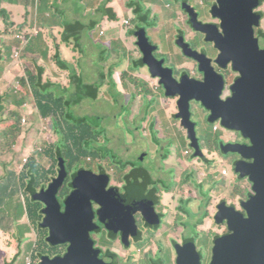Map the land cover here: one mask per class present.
I'll use <instances>...</instances> for the list:
<instances>
[{"label": "flooded vegetation", "instance_id": "flooded-vegetation-1", "mask_svg": "<svg viewBox=\"0 0 264 264\" xmlns=\"http://www.w3.org/2000/svg\"><path fill=\"white\" fill-rule=\"evenodd\" d=\"M251 6H258L256 9H252V14L257 16H262L260 22L261 27L255 28L254 22L255 18L250 21L251 26L254 27V39L259 40L261 49H264V2L261 0H249ZM179 4V12L177 18H170V23L165 27L155 25L148 20L147 26L145 27L146 37L150 41L151 45L157 49L154 53V57L158 62L164 61L163 66L157 65L155 68L158 71L168 69L173 71V77L175 80H180L182 75L186 73H193L196 79L200 82H205L206 77L199 70L200 68V58L204 61H211V66L215 69L218 74L224 76V95L223 100H226L233 95L232 85L239 78V74L235 73L232 69V64L225 60H222V66H227V69H223L216 62L218 61L221 53L216 50L215 45L208 42V38L202 32H198V29H208V34L211 33H222L221 22L214 19L213 8L215 7L217 0H199L203 5L202 10H208L210 14V19H203L200 17L199 13L195 10L196 15L194 20H192L188 15H185L187 19L183 18V7L192 6L190 0H175ZM194 8V7H193ZM182 16V18H180ZM235 27H247L241 22L234 24ZM175 38V46L181 52L184 59L180 61L178 59V54H164L163 53V43H170L171 40ZM140 62L143 64V56L140 54ZM259 60L264 59V54L259 55ZM146 70L149 71L146 66L140 67L138 71ZM149 74V72H148ZM150 76V74H149ZM258 79L257 83L261 81L262 78L259 76L255 77ZM158 81V80H157ZM158 88L163 90L162 86L158 81ZM175 89H177L175 87ZM252 92H247V101L249 103H254V100H250L249 97ZM162 95V92H160ZM205 98L207 100H212L210 94L205 92ZM258 99L264 97L263 93L256 95ZM170 109L164 115L163 119L167 125V129L170 134L175 139L186 138L188 139L187 150L184 152L185 155L190 156L187 162H183L180 155L182 148H150L149 151H143V156L140 161L142 164H137L139 161H133L132 163L125 162L121 164L120 160L115 158V165L112 174H109L108 179H104L106 182V191L104 190L102 183L99 181L97 175H101L99 172L91 170V168L86 165H82L79 169L75 167L72 172L68 171V178L65 181V186L59 190L58 198L63 204L67 198H69L74 190L81 187L82 176L84 172H81L78 176V172L83 170L87 172L88 178L90 180L87 191L84 190L86 200L90 204L93 213V226H91L90 236L94 242V248L98 249L99 258L103 261L102 264H125L126 258H131V264H165L164 262L156 263L152 257L157 255L162 249L157 248L155 242H151L149 239L150 232L160 235L159 242L165 247L172 239L176 241L175 245L172 244L170 249L173 250L175 254L174 264H179L180 254L183 253L184 257H202L199 254V250L196 248L198 236H200L198 227L199 225L210 226L207 222H204L209 216L212 217L213 222L223 227L221 234H216L212 238V247L217 238L224 235L231 236L235 233L232 229H237V224H233L230 228L227 221H223L225 217L229 215L231 217L238 218V221L244 222L250 218L249 213L251 212L252 205L247 204L252 198L262 197L264 199V185H260L257 181V176H252V180L256 182L253 183L250 178H244L242 186L238 184L237 180L230 182L229 186H237L238 189L232 194L227 196H222L220 200L213 205V200L218 189L215 186V181L209 180L208 178L204 181H199V171L200 165L195 160L203 161L205 153L198 156L196 150L190 145V133L189 129L184 128L182 125L184 115L186 114L185 105L182 104L180 107L179 99L171 98ZM245 105L234 106L230 109L232 116L241 117L244 116ZM191 116L190 120L195 125L194 138L200 139L199 129L200 125L205 121H209V112L197 102L191 103ZM168 120H178V125L182 128L178 132H173L169 128L167 122ZM218 128L221 129L220 123L214 125V133ZM245 135L250 136L254 140L263 139L264 140V118L258 119L257 117H252L248 122L244 124ZM184 129V132H183ZM209 139L207 136L203 137V140ZM245 148L242 151V155H234V158H224L223 156L216 157V165H225L230 163L227 171V182L230 178L231 170L235 172L236 163L240 162L243 164L246 172H251L255 159H245L244 155L247 154L249 147H252L253 143L251 139H247L243 142ZM203 142V151H205V146ZM255 145V144H254ZM169 146V145H168ZM185 147V148H186ZM249 154H252L250 152ZM254 154L257 155L254 150ZM152 156V161L154 162L150 166L145 164L146 159ZM171 155H174L171 158ZM117 159V160H116ZM136 162V163H134ZM214 162L208 158L205 166L210 170L212 169ZM156 170V173H155ZM61 173V171H60ZM58 174L57 178H62L63 181L66 176H60ZM185 174L183 177L182 175ZM240 177V174H236ZM168 177H172L169 179ZM55 178V179H57ZM115 178H118L116 180ZM87 179V175L84 177ZM53 182V181H52ZM219 183V182H218ZM216 183V184H218ZM174 188L171 192V186ZM227 185H223V188ZM63 189V190H62ZM67 192L64 194V192ZM80 193V192H78ZM107 194L114 198L113 201L107 199ZM96 200H93L95 199ZM116 200V201H115ZM108 202V203H107ZM226 202L227 207L233 208L236 213L230 212L227 207L226 211L221 213L220 205ZM247 205L250 207V211L246 210ZM261 207H264V201L261 203ZM101 210H109L116 212L120 221L118 222H107L109 230L106 229L99 222ZM65 211V207L62 208ZM228 213V214H226ZM226 214V215H225ZM190 215H195L194 220L191 219ZM199 215L202 216V220H199ZM218 216V222H216V217ZM223 221V222H222ZM43 222V220H42ZM40 223V225L42 224ZM191 228H195V232L190 231ZM102 232V233H101ZM105 234L107 239L111 243V249L107 252L106 248L97 245V237L99 234ZM49 235V230H48ZM52 247V246H51ZM157 248L158 252L156 251ZM215 247V246H214ZM53 248V247H52ZM54 248H59L57 250L58 254L50 256L52 258L56 256H64L68 245L58 246ZM201 249H205L202 247ZM142 252H145L142 257ZM49 256V255H48ZM129 256V257H128ZM121 257V262H118V258ZM123 257H126L124 260ZM212 248H211V259L212 260ZM201 258V259H202ZM202 262V260H201ZM209 262V264H210ZM196 264V262L194 263Z\"/></svg>", "mask_w": 264, "mask_h": 264}, {"label": "rangeland", "instance_id": "rangeland-1", "mask_svg": "<svg viewBox=\"0 0 264 264\" xmlns=\"http://www.w3.org/2000/svg\"><path fill=\"white\" fill-rule=\"evenodd\" d=\"M47 1L52 4L50 0ZM56 1H58L57 6L53 7L59 8L60 11L65 12V20L71 22L69 16L72 17L74 14L71 12L66 13V10L63 8L66 1ZM98 1L101 4H98L95 0H91L88 1L84 7L88 19L92 20L81 23L86 28V31H84L79 37V43L75 42V39L69 36L66 38V41L69 44L78 43L80 45L81 54L83 55V58L72 66V69L76 70L79 66L80 75L83 81L88 83L90 80L99 86V96L97 100L89 99L79 105H74L72 106L71 112L75 117L87 118L91 122L88 123V134H92L94 131L101 132L97 141H93V148L90 151L91 154L88 156L87 162L83 165L87 164V167L91 168V170L101 174L97 175V177L106 191V182L103 180L108 179L110 177L109 174L114 175L113 170L116 157L120 160L121 164L124 162L125 164L132 163L136 160L139 161L137 164H142L140 159L143 156V151H149L150 148L161 147H176L177 149L181 147L183 151H181L180 155L183 162H187L190 159V156L184 154L187 150L186 146H188V139H182L181 136L180 139H175L170 134L163 119L164 115L170 109V101L167 100L163 106L158 99V94L162 92V97L166 100L168 98L166 97L165 92L158 88L157 80L149 79L151 77L145 69L138 71L136 68L137 62L140 61L138 44L140 42V36L147 26V15L149 21L155 25L165 27L170 23L171 17L177 18L180 8L179 4L176 3L175 0H110L111 2L108 3L106 12H97L102 4L105 6L106 2L109 0ZM41 3H44V0H32V6ZM190 3L199 13L201 18L210 19L209 11L202 10L203 5L199 0H190ZM111 8L115 9L116 15L111 13L110 16H117L116 20L108 18L107 11ZM22 10L23 9H21L20 14H22ZM14 17L16 19H12L8 24L7 22L4 23V27L8 25L10 28H14L16 25V28H18L20 21L18 16L16 17L14 15ZM78 17L79 16L76 15V17H72L71 20L78 19ZM180 18H182V16ZM93 25H95V28L91 29ZM175 41L176 39L173 38L170 43L164 42L163 53L171 55L177 53L178 59L182 61L184 57L175 46ZM14 46L12 43L6 47L5 62L11 60L15 54L13 50ZM72 49L73 48L70 49L66 46H62L61 53L64 61H74L78 58L79 53H73ZM17 64H19V61L16 57L13 59L11 65L6 66L7 69L5 74L6 72L10 73ZM43 64L45 66L44 69L46 70V74L49 73L48 70L54 66L53 63L47 61H44ZM105 77L106 80L104 79ZM148 80L152 82L151 86L149 84L150 82H147ZM135 81H137L139 86H136ZM24 119L27 120L28 118L24 117ZM44 123L45 122H42L38 125L32 123L30 125L32 129L31 135L26 137L24 143L23 140L18 143L16 152L9 153L0 158V163H4L0 164V176L4 175L6 172H11L15 166H19L16 170L20 172L23 160L29 156L30 152L35 147L34 143L39 138H46L48 136L49 128L46 126L47 122ZM178 123V120H168L167 122L169 128L172 129L173 132H178L182 129ZM216 132L217 133H214V125L209 124L207 121L200 125L199 134L201 143H203L204 136L209 138L204 140V152L206 154L204 159L210 157L214 162L212 169L210 170L205 166L204 159L203 161H194L198 162L200 165L198 176L199 181H204L208 178L209 180H212V182L218 181L220 183H215V186L219 189L213 200V205H215L222 196H227L228 194L237 191L238 187L234 185L229 186L230 182L233 180H237L239 183L243 182L233 170H231L228 182L226 181L222 183V180H220L222 178L221 172L223 171L220 169H224L226 166L229 168L230 163L226 164V166L223 165V167H221L222 165L218 167L215 164L217 162L216 157L223 155H221L217 149L218 145L219 149L221 145L218 141L229 132L224 130L222 126L221 129L218 128ZM53 133L54 130L51 128L50 137ZM234 137L235 140L244 142L241 135L236 133ZM173 157L174 155H171V158ZM223 157L234 158L235 156L223 155ZM151 159L152 156L150 155L146 159L145 164L148 166L153 164L154 162ZM212 172L213 177L211 176ZM185 174L186 173L182 176L184 177ZM215 177H217L218 180ZM6 178L7 176L4 179ZM168 178L171 179L172 177ZM115 179L118 180V178ZM224 184L227 185V187L223 188ZM170 186L172 192L174 188L172 185ZM11 213H13V210ZM190 217L194 220L196 216L190 215ZM208 218L212 221V225L204 227L199 225L198 230L200 236H198L199 239H197L196 242V248L199 250V254L203 256V258L201 257L202 264H209L211 259V248L212 254L214 253L212 238L216 234H221L223 231V227L216 225L211 216ZM199 220H202L201 215H199ZM26 222L28 223L27 218ZM102 225L103 224H101V226ZM190 231L194 233L195 228L190 227ZM149 234L150 241L155 242L157 248L159 247L162 249L157 255L153 256L152 259L156 263L164 262L165 264H174L175 254L173 250L170 249V246L172 247V244L175 245L176 241L172 239L167 243V247H165V245L163 247L159 242L160 235H156L153 232H150ZM26 235H30V240L33 241L31 245H34L37 238L36 234L26 233ZM96 241L97 245L99 242V246L102 248L105 247L107 252L111 249V243L104 233L102 235L99 234ZM3 245L4 240L0 234V262L5 256ZM202 247H205V249H201ZM157 248L155 247L158 252ZM50 249L53 248L49 246L48 250ZM30 250L31 248L28 247V254L30 253ZM96 250L98 251V249ZM16 253L17 251L14 252V254ZM144 253L145 252H142V257ZM125 258L126 257H123L122 259L124 260ZM118 262H121V257L118 258ZM151 263L153 264L152 261ZM20 264H22V261ZM125 264H131L130 257L126 258Z\"/></svg>", "mask_w": 264, "mask_h": 264}, {"label": "trees", "instance_id": "trees-1", "mask_svg": "<svg viewBox=\"0 0 264 264\" xmlns=\"http://www.w3.org/2000/svg\"><path fill=\"white\" fill-rule=\"evenodd\" d=\"M50 1L52 4L47 0L38 4L44 7L47 14L39 13L38 16L35 14L33 20L29 14V11H33L32 0H6V8L3 11L0 4V19H3L4 23L8 24L12 19H16L14 15L16 17L17 15L13 8L23 9L26 13L24 26L22 24V27L16 28L15 25L14 28H10L6 25L0 32V158L16 152L18 143L22 140L24 143L26 137L31 135L32 123L38 125L47 122L46 126L49 128L48 136L41 137L34 143L35 147L23 160L20 172L16 170L19 166H15L11 172L0 176V231L4 234L7 248L10 250L16 246L20 249L21 244L27 242L24 253L21 254L19 250L10 258L8 264H20L22 259L19 263L18 260L21 256L24 262L28 258V247L31 248L33 264H40L43 255L58 254L59 248L48 250L50 246L46 240L48 230L40 226L44 205L34 201L32 196L42 189H47L58 176L60 160L66 164L67 173L72 172L75 167L79 169L86 163L93 148V141H97L101 133L94 131L88 134V123L91 122L87 118L75 117L71 112L72 106L89 99L97 100L99 96V86L84 82L79 66L77 71L72 69V66L83 58L78 43L79 37L86 28L81 23L73 24L65 20V13L62 12L60 15L59 8L53 7L57 6L58 1ZM82 1L86 6L91 0ZM261 1L264 2V0ZM110 2L109 0L106 4L104 3L105 6L102 4L97 12H106ZM107 12L109 15L111 13L116 15L113 8ZM146 18L148 22V15ZM109 19L116 20L117 16H110ZM45 21L59 27L52 30ZM94 28L95 25L91 29ZM68 36L78 43L69 44L66 41ZM12 43L13 46L15 45L13 49L15 54L11 60L5 62V49ZM62 46L73 48V53H79L78 58L74 61H64L61 53ZM16 57L19 64L10 73L5 74L6 66L11 65ZM44 61L54 64L53 73L56 76H60V71L67 72L70 86L63 85L60 79L52 80L51 76L46 74ZM142 66L143 64L138 61L136 68L139 69ZM104 79L106 80V77ZM135 83L139 86L137 81ZM51 128L54 133L50 137ZM221 142L222 140L218 141L219 144ZM68 175L63 181L64 186ZM6 176L7 178L4 179ZM66 193L65 191L64 194ZM12 210L13 213H11ZM26 233L36 234L34 245H31L33 241L29 240L30 235ZM3 261L0 264H3Z\"/></svg>", "mask_w": 264, "mask_h": 264}, {"label": "water", "instance_id": "water-1", "mask_svg": "<svg viewBox=\"0 0 264 264\" xmlns=\"http://www.w3.org/2000/svg\"><path fill=\"white\" fill-rule=\"evenodd\" d=\"M185 1V0H182ZM183 7V17L188 15L192 20L196 15L193 6ZM258 6H251L249 0H217L213 8L214 19L221 22L222 33L208 34V27L198 29L208 38V42L215 45L221 55L216 62L223 69L227 66H222V60L232 64V69L235 73L239 74V78L232 85V97L223 100L222 97L225 92L224 76L218 74L211 66V61H204L200 58V72L205 75L206 81L200 82L193 73H186L182 75L180 80H175L173 71L164 69L158 71L155 66L157 63L163 66L164 61L158 62L154 53L157 51L146 37V32L140 36L139 52L143 56V64L148 68L150 80H158L159 84L164 89L165 95L168 99H163L162 95L158 94V99L163 100L165 104L167 100L174 98L179 99L180 107L185 105L186 114L183 118L182 125L184 128L189 129L190 145L193 147L198 156L205 153L202 148L200 139L194 138L195 125L191 122V103H200L210 114L209 124L216 125L220 123L222 128L229 133L225 136V140L220 143V152L224 156L229 155H242L245 148L243 142L235 140V134L241 135L245 141L252 140V147H249L247 154L244 155L245 159H255L251 172H246L242 163L238 162L235 165V174H240V179L258 176L257 181L260 185H264V140H254L250 136H246L244 131V124L252 117L258 119L264 118V97L258 99L256 97L260 92L264 94V59L259 60V55L264 54V49H261L259 40L254 39V27L251 22L255 18V28H260L262 16L255 17L252 14V9ZM195 21V20H194ZM241 22L247 27H235L234 24ZM138 69V68H137ZM259 76L261 79L257 83ZM157 81V83H158ZM147 82H150L149 80ZM150 86L152 82L149 83ZM175 87L177 89H175ZM205 92H208L212 100L205 98ZM247 92H252L249 99L254 100V103L247 101ZM247 105L245 108L244 116H232L230 109L234 106ZM204 142V140H203ZM255 144V145H254ZM254 150L257 155L254 154ZM252 152V154H249ZM206 155L204 156V158ZM203 158V159H204ZM60 176L67 177V168L63 160L59 163ZM228 169H225L227 173ZM84 172L81 181L80 190H74L73 194L63 202L59 201L58 193L63 185V179L57 178L48 186L47 189H42L39 193H35L32 198L34 201L40 202L44 205L42 209L43 222L41 228L49 230L47 242L50 246L58 247L68 245L67 251L64 256H42L40 264H102L99 258V252L94 248V242L90 236L91 226H93V213L86 200L84 190L87 191L89 186V178L87 172ZM87 175V179L84 177ZM253 183L256 184L254 180ZM80 192V193H78ZM107 199L113 201L114 198L107 194ZM93 200H96L93 199ZM116 201V200H115ZM264 201L262 197L252 198L247 204L252 205L250 218L244 222L238 221V218L225 217L223 221L232 228L233 224H237V229H232L235 233L231 236H222L215 240L214 253L211 264H264V207L261 203ZM108 203V202H107ZM247 205L246 210L250 211ZM65 207V211L62 208ZM226 202L220 205L221 213L226 211ZM230 211L228 213H236L233 208L227 207ZM226 213V214H228ZM99 222L109 230L107 222L113 223L120 221V217L116 212L109 210L99 211ZM225 214V215H226ZM222 221V222H223ZM218 222V216L216 217ZM201 257H184L180 254L179 264H202Z\"/></svg>", "mask_w": 264, "mask_h": 264}, {"label": "crops", "instance_id": "crops-1", "mask_svg": "<svg viewBox=\"0 0 264 264\" xmlns=\"http://www.w3.org/2000/svg\"><path fill=\"white\" fill-rule=\"evenodd\" d=\"M5 1L6 0H0V4H2V9L1 10H4L5 8H6V3H5ZM66 1V3L64 4V9L66 10V13L67 12H71V13H73L74 14V16H72V17H76V15H78L79 17H78V19H73V20H71L72 19V17H70L69 16V18H70V21L73 23V24H75V23H82V22H86V21H91L92 19H88V17H87V12H85L84 11V7H85V2H83L82 0H72V1H69V0H65ZM64 1V2H65ZM98 1V0H97ZM14 9V13L15 14H17V16H18V19H19V21L21 22V23H19L18 24V26L19 27H22V24H23V26L25 25V20H24V17H25V11L24 10H22V14H20L21 13V9H18V8H13ZM13 9H11L10 11L13 13ZM32 9H33V11H29V14L31 15V17H32V20L35 18V14L38 16L39 15V13L40 14H43V15H46L47 14V12H45V10H44V7H42V6H39V5H37V6H33L32 7ZM41 9V10H40ZM65 13V12H64ZM108 13V12H107ZM62 14V11H60V15ZM67 15V14H66ZM68 16V15H67ZM108 18H110V15H109V13H108ZM106 19V18H105ZM31 20V21H32ZM30 21V22H31ZM45 23H46V25L47 26H49L52 30L53 29H57L58 27H59V25L57 26V25H52L51 23H49V22H47V21H45ZM3 27H4V21H3V19H0V32H2V30H3ZM57 31V30H56ZM59 31V30H58ZM103 33V32H102ZM67 36V35H66ZM45 67V66H44ZM49 71V75L51 76V79L53 80V79H60V81L63 83V85H68V86H70V81H69V76L67 77V73H65V72H62V71H60L59 72V74L60 73H62V74H60V76H56V75H54V71H55V66H53L50 70H48ZM88 83H90V84H95L93 81H88ZM59 84H60V82H59ZM63 85H61L60 84V86L62 87V88H64L63 87ZM0 87H1V83H0ZM69 88V87H68ZM160 102L163 104V106L165 105L164 103H163V100L161 99L160 100ZM28 108V107H27ZM222 139L223 140H225V138L224 137H222ZM226 141V140H225ZM204 222H207L209 225H210V219L209 218H206L205 219V221ZM0 234H1V236L3 237V234L0 232ZM3 240H4V245H3V252L5 253V256L7 257V259H5L4 260V263L3 264H8V260H9V258L11 257V255H9V253H8V250L6 249V241H5V239H4V237H3ZM24 245H27V242H25L24 243ZM14 255V251H13V253H12V256Z\"/></svg>", "mask_w": 264, "mask_h": 264}, {"label": "clouds", "instance_id": "clouds-1", "mask_svg": "<svg viewBox=\"0 0 264 264\" xmlns=\"http://www.w3.org/2000/svg\"><path fill=\"white\" fill-rule=\"evenodd\" d=\"M35 6H37V5H35ZM218 151L220 152V149H219V145H218ZM217 152V151H216ZM220 154H221V152H220ZM206 155V154H205ZM222 155V154H221ZM223 156V155H222ZM207 160L208 159H204V161H205V163L207 162ZM65 166H66V164H65ZM22 167V166H21ZM221 167H223V165L221 166ZM225 169H226V167L224 168V169H220V170H223L222 172H221V174H222V178L220 179V180H222V183L223 182H226L227 181V173L225 172ZM211 176L213 177V172L211 173ZM57 178V177H56ZM216 179H217V177H215ZM218 180V179H217ZM216 183H218V181H215ZM218 184H220V183H218ZM238 184L239 185H241L242 186V184H243V182L242 183H239L238 182ZM43 220V219H42ZM1 232V231H0ZM2 233V232H1ZM3 234V233H2ZM3 237H4V239H5V241H6V249L8 250V253H9V255H11V257H12V253H13V251L15 252V251H17V252H19V250H20V253L21 254H23L24 253V251H25V248H26V246L27 245H24V244H21V246H20V249H18V247L15 249H12V250H10V249H8L7 248V240H6V238H5V236H4V234H3ZM29 240H30V238H29ZM15 255V254H14ZM44 256V255H43ZM46 256V255H45ZM10 257V258H11ZM42 257V256H41ZM10 258H9V260H10ZM5 259H7V257L6 256H4L3 257V260H5ZM21 259H22V264H27V262H31L32 264H33V259H32V253H29L28 254V258H26L25 259V261L23 262V258H22V256L20 257V259L18 260V263L21 261ZM8 260V261H9ZM40 263H41V260H40Z\"/></svg>", "mask_w": 264, "mask_h": 264}, {"label": "built area", "instance_id": "built-area-1", "mask_svg": "<svg viewBox=\"0 0 264 264\" xmlns=\"http://www.w3.org/2000/svg\"><path fill=\"white\" fill-rule=\"evenodd\" d=\"M23 123H25V120H23ZM27 264H32L31 262H27Z\"/></svg>", "mask_w": 264, "mask_h": 264}]
</instances>
